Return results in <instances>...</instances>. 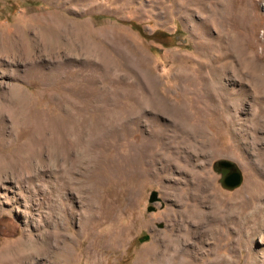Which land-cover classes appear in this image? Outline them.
Wrapping results in <instances>:
<instances>
[{
    "label": "rangeland",
    "instance_id": "rangeland-1",
    "mask_svg": "<svg viewBox=\"0 0 264 264\" xmlns=\"http://www.w3.org/2000/svg\"><path fill=\"white\" fill-rule=\"evenodd\" d=\"M248 1L0 0V264H264V193L257 230L241 193L264 182V0ZM194 88L214 134L177 155L184 136L157 99ZM162 140L151 174L112 177L128 144ZM80 179L95 184L89 203Z\"/></svg>",
    "mask_w": 264,
    "mask_h": 264
},
{
    "label": "bare ground",
    "instance_id": "bare-ground-1",
    "mask_svg": "<svg viewBox=\"0 0 264 264\" xmlns=\"http://www.w3.org/2000/svg\"><path fill=\"white\" fill-rule=\"evenodd\" d=\"M254 78L258 79L259 76H254ZM253 81H254V87H255L256 91H259V92L264 91V82H262V80H254L253 79ZM204 84L208 88V91L212 90L211 96L215 97V95H213L214 94L213 93L214 86H213V84H211V81L207 80V82L206 83L204 82ZM198 92L199 91L194 88L193 91L184 93L182 95V97L178 98V101H176V105L173 107L169 106L163 98L157 99V104H158V102H160L162 109H164L166 112H168L170 114V116L173 120V123H174L175 132L179 131L182 134L181 136H184V139L180 138L181 140H179V141L177 140L178 141V146H177L178 151H177V147H174V149H175L174 153L177 152V155L181 152L182 148L185 145H195L196 143L200 144L202 142H204V144H205L204 140L206 139V135H213L214 134L212 128L210 127V125L207 123V120H206V116H208V114H211L214 111V107H213V105L205 106V104L202 102L203 97L198 95ZM185 95L191 96V98H188L189 102H186V100L184 99V98H186V97H184ZM204 97L205 98L208 97V93L205 94ZM221 101L225 102L224 99H221ZM184 102L186 103L188 109L183 108L181 106ZM217 108H218V106H217ZM220 108H222V105ZM218 110H220V109H218ZM218 112H220V111H218ZM254 128L255 129L259 128V129L264 130V115L256 118V122L254 123ZM159 134L161 137H165L167 135V133H165V130H163ZM153 136L156 138L158 136V134L154 133ZM177 136L178 135H175L173 139H176ZM257 139H260V137ZM155 141H156V139H155ZM164 144L166 146H170V144H168L166 141H163V140H162L160 145L158 143H156L155 147L152 144H139V145L138 144H136V145L128 144L127 145L128 146L127 151H126L128 154H126L125 158H122V156L116 155V157H114V160H112L113 169L110 170L109 172L112 175V174H114V171H117L118 169H120L124 172V174H128L129 177H138V176H140V174L142 175V173L146 174V175L151 174L152 169H154L156 167L158 168L160 166L161 162L168 159L167 157H166L167 159L164 158V154H166L163 151V149L166 148V146ZM200 145H202V144H200ZM258 153H259L258 156H259L260 165H261V167L264 168V149H260L258 151ZM91 159H94V158H91ZM94 160H96V159H94ZM8 164H9V162L5 163L4 160H2V158H0V170H2L1 168L3 166L8 165ZM90 166H91V164H90ZM1 174L2 173H0V176H2ZM263 175H264V172H263ZM112 177H114V176L112 175ZM250 182L252 184V187H250L248 190L241 191V193H245V192L247 193L248 197L245 199V203L253 208V211L248 216L246 223L247 222L253 223L255 225V226L253 225L254 230H257L258 227H260L259 226L260 222L258 224L257 213L255 215V208H256L255 201H257L264 193V182L263 181H256V180H250ZM79 183L81 184V186L83 185L85 187V189L87 190V193H88V197L86 199L87 202L89 199H91V198L94 199L96 197L95 184L92 183L90 179H84V180L80 179ZM254 216H255V218H254ZM63 240L58 242L59 243V251L55 253L56 257L61 256L63 254V251L65 249V243ZM41 244H44V242L42 241ZM12 251H14V250H12ZM64 255H65V252H64Z\"/></svg>",
    "mask_w": 264,
    "mask_h": 264
},
{
    "label": "water",
    "instance_id": "water-1",
    "mask_svg": "<svg viewBox=\"0 0 264 264\" xmlns=\"http://www.w3.org/2000/svg\"><path fill=\"white\" fill-rule=\"evenodd\" d=\"M215 166L219 173L221 174L220 183L225 188H235L241 182V174L236 169L234 164L226 159H219L216 161ZM156 200L155 192L152 191L149 194L148 201L152 202ZM148 238L147 234H144L138 238L139 241L146 240Z\"/></svg>",
    "mask_w": 264,
    "mask_h": 264
},
{
    "label": "trees",
    "instance_id": "trees-1",
    "mask_svg": "<svg viewBox=\"0 0 264 264\" xmlns=\"http://www.w3.org/2000/svg\"><path fill=\"white\" fill-rule=\"evenodd\" d=\"M109 19H111V18L109 17ZM129 24L133 29H135L138 32L139 36H141L144 39H151L155 42L162 43L163 45H167L169 42L168 39L170 38L171 35L163 32V31L154 30L151 33L147 34L138 25H136L132 22H129Z\"/></svg>",
    "mask_w": 264,
    "mask_h": 264
}]
</instances>
